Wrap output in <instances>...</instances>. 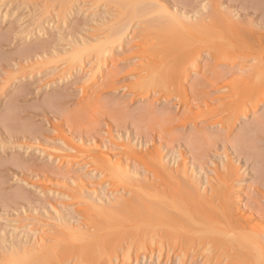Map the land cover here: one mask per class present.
I'll return each mask as SVG.
<instances>
[{"label": "bare ground", "instance_id": "bare-ground-1", "mask_svg": "<svg viewBox=\"0 0 264 264\" xmlns=\"http://www.w3.org/2000/svg\"><path fill=\"white\" fill-rule=\"evenodd\" d=\"M84 1L87 0H0V10L11 9L8 18L21 7L31 10L33 6H42L38 13L39 25L34 33V39L39 40L36 46L21 54L20 60L14 57L6 65L0 66V173H6V178L9 179L20 176L19 181L26 188H35L37 195L44 200L49 192L46 185L48 167L43 166L40 171L35 172L28 159L33 151L39 153L40 165H45L52 157L48 143L55 139L51 138L47 126L50 115L56 121L52 127L56 138L62 137L64 116L61 108L66 100L60 90L61 83L65 81V77L70 76V82L75 86L78 84L80 70L77 65L82 50H87L90 46L97 47L96 53L100 59L127 44L129 38H124L126 35L129 36L132 32V35H138L140 41L136 45L139 49L134 54L143 57L137 69L145 70L131 84L138 95L149 93L148 89L156 85L157 78L163 73L172 80L176 73H179L176 77L186 78L190 74V65L203 55L209 59H219L224 55L240 52L245 60H259L258 66L251 69L250 75L264 74L262 27L249 26L252 45L233 47V41L242 37L241 24L252 13L260 11L263 7L261 5L232 0L229 7L224 8L226 0H208L206 6L198 9L202 2L196 0H94L96 4L105 1L115 5L117 12L111 22V33L92 44L93 40H81L79 22H76L72 28L71 40L66 45L68 48L64 51L56 43L65 41V37L52 34L50 22L43 19L48 20L52 16L60 21L76 16ZM238 3L241 7L240 17L236 13ZM55 12L57 14L54 16ZM135 20L142 23L143 29L138 32L131 29L128 35ZM256 20L258 19L254 21ZM161 26L167 29L182 28L185 35L179 36L185 37L177 39L176 34L168 45L160 46L157 35ZM24 34L27 40L32 39L31 33L26 31ZM153 41L156 43L149 44ZM196 41L209 45L193 46ZM116 45L119 46L115 48ZM63 54L67 55L65 59H69L71 65L62 72L59 71V66L52 68L50 65L62 61ZM170 55L180 58L181 65L175 68L163 65V59ZM25 62H28L27 66ZM167 69L176 71L166 73ZM29 71L30 74L38 72L35 78L41 75L35 79L27 74ZM45 77L50 79L45 86L40 87L41 92L49 87L56 88V96L37 105H28L29 97L36 94L33 86ZM182 79H179L180 84L174 83V86L180 85V88ZM21 81L22 85L19 83ZM15 84L20 86L2 106L9 94L5 92V88ZM84 91L86 94L87 89ZM94 95L98 96L97 93ZM207 107L212 108L209 103ZM129 153L132 160L146 161V171L153 174L155 180L151 181L143 173H137L131 167L125 168L122 161L114 162L98 152L92 167L105 170L113 189L124 185L132 190L133 195L129 199L120 198L108 206H101L92 197L95 192L82 181L68 197L73 201H85L94 210V214L83 215L84 222L79 227L71 225L57 207H54V213H49L46 201L42 199L35 203L27 190H22L21 195L10 201L1 200L0 211L6 214L0 216V264H112V256L122 242H127L125 245L138 241L144 246L154 243L159 245L160 227L168 235L178 233L172 240L173 243H178L179 238L183 237L184 246H200L208 242L210 246L236 248V254L231 258L232 264H249V261L256 264L257 260L264 264V226L241 213L240 208L235 205L236 196L231 187L237 174L232 161H228L223 172L216 170L218 178L210 179V190L202 194L203 185L198 175H189L185 165L179 166L177 170L170 168L171 163H165L157 150L146 156V160L135 149H130ZM200 169L204 171L203 167ZM10 182L5 180L0 183V194ZM56 193L62 195L63 192L59 190ZM22 223L40 228L37 231L31 230L38 236L35 239L34 235L28 238L26 231L16 227ZM49 226L54 228V235H48L46 228Z\"/></svg>", "mask_w": 264, "mask_h": 264}, {"label": "rangeland", "instance_id": "rangeland-1", "mask_svg": "<svg viewBox=\"0 0 264 264\" xmlns=\"http://www.w3.org/2000/svg\"><path fill=\"white\" fill-rule=\"evenodd\" d=\"M196 1L202 2L198 9L208 4V0ZM231 1L226 0L224 8H228ZM242 1H250L263 7L241 24L242 37L233 41L235 48H240L243 44L252 45L250 25L262 27L264 36V0ZM40 7L42 6L36 5L31 10L21 7L10 18V7L0 10V66L6 65L14 57L20 60L21 54L36 46L39 40H35L34 33L39 25L37 20ZM80 8L76 16L60 21L52 16L48 20L43 19L50 22L52 34L65 37V41L56 43L64 51L68 48L66 45L71 40L72 28L76 22H79L81 40H93L92 44L111 33V22L117 12L114 4L105 1L96 4L94 0H87ZM240 9L238 3L237 17H240ZM53 14L55 16L57 12ZM255 19L258 20L254 21ZM131 29L135 32L142 30V23L135 20L128 35ZM26 31L32 34V39L35 38L33 41L25 38ZM39 31L40 29L37 30ZM158 33L157 41L160 46L168 45L176 34L177 39L185 37L183 29L178 27L167 29L161 26ZM132 34L133 32L124 37L129 38L127 44L100 59L97 57V47L90 46L87 50H82L77 65L80 70L78 84L73 85L70 76L62 81L60 90L66 100L61 108L64 116L62 137L56 138L52 129L56 121L50 115L47 126L51 138L55 139L48 143L52 157L45 165H40V155L33 151L28 159L35 172L40 171L43 166L48 167L46 185L49 192L45 200L37 195L35 188H26L19 181L20 176L9 179L6 178V173H0V183L11 181L4 186L0 201H10L21 195L22 190H27L35 203L42 199L46 201L49 213H54V207H57L71 225L79 227L84 222L83 215L94 214V210L85 201H73L68 197L82 181L95 192L92 197L101 206H108L116 199H129L133 195L132 190L124 185L113 189L105 170L92 167L98 152L114 162L122 161L125 168L131 167L154 181V175L146 171V161L132 160L129 151L135 149L146 160V156L157 150L165 163H171L170 168L177 170L179 166L185 165L189 175L197 174L203 185L202 194L210 190L209 180L218 178L216 170L223 172L228 161H232L237 174L231 187L236 196L235 205L240 208L241 213L264 226V74L250 75L251 69L258 66L259 60H245L240 52L224 55L219 59H209L203 55L190 65V74L186 78L176 77L179 74L176 73L172 80L163 73L157 78L156 85L148 89L149 93L138 95L131 84L145 70L137 69L143 57L134 54L139 49L136 44L140 37ZM50 39L51 37L48 40ZM153 43L156 41L149 42ZM205 45L209 44L200 41L193 44ZM66 56L63 54L62 61L50 66H59V71H65L71 65L69 59H65ZM27 63L25 62V66ZM162 63L175 68L181 65L182 60L170 55ZM175 71L165 70L166 73ZM27 74L35 78L38 72L30 74L29 71ZM43 79L33 86L36 94L29 97L28 105H37L56 96V88L49 87L41 92L40 87L45 86L50 77ZM179 79H182L180 88V85L174 86V83L180 84ZM19 83L22 85V81ZM20 84L5 88V92L9 94L2 106ZM95 93L98 94L97 97ZM208 103L212 108L207 107ZM86 141L88 144H85ZM59 190L63 192L62 195L56 193ZM5 214L0 211V216ZM29 224L22 223L16 227L26 231L28 238L35 236V239L38 235L31 230L37 231L40 228H33ZM46 230L48 235H54L52 226ZM176 235L178 233L175 232L168 235L160 227L159 245L154 243L144 246L139 241L125 245L127 242H122L112 256V264H232L231 258L236 254V248L210 246L208 242L200 246H184L183 237L179 238L178 243L172 242ZM242 251L246 252L244 249ZM249 264L252 263L249 261ZM256 264L260 262L257 260Z\"/></svg>", "mask_w": 264, "mask_h": 264}]
</instances>
